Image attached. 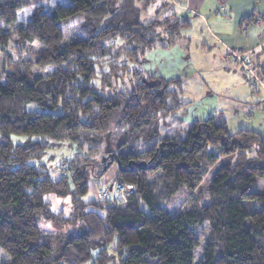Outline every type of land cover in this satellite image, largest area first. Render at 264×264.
Masks as SVG:
<instances>
[{
  "label": "trees",
  "instance_id": "1",
  "mask_svg": "<svg viewBox=\"0 0 264 264\" xmlns=\"http://www.w3.org/2000/svg\"><path fill=\"white\" fill-rule=\"evenodd\" d=\"M44 1L0 0L2 264H192L197 228L208 232L196 264H264V137L230 133L212 113L184 126L180 79L141 65L190 27L176 1L67 0L49 12ZM63 148L72 155L53 179L49 152ZM110 160L112 183L132 191L85 200ZM47 194L69 196L70 216Z\"/></svg>",
  "mask_w": 264,
  "mask_h": 264
},
{
  "label": "rangeland",
  "instance_id": "2",
  "mask_svg": "<svg viewBox=\"0 0 264 264\" xmlns=\"http://www.w3.org/2000/svg\"><path fill=\"white\" fill-rule=\"evenodd\" d=\"M66 2L67 0H45L42 4V9L45 12H49L56 5L66 4ZM152 9L149 10L150 14ZM79 21H81V18L77 16L67 20V24L65 25L66 35L68 27L77 24ZM202 31L204 30L200 28L184 29L181 31L182 37L168 49L155 48L147 52L141 61L143 69L146 70L147 74L158 75L165 79H180L181 92L179 95L181 101L187 103L188 106L176 114L175 117L180 116L184 122V126L190 124L195 119L205 118L208 113L220 112L230 133L240 129H247L264 136V87L256 84L257 79H250L249 73L240 68L238 64H234L229 55L225 58L218 44H212L210 41L203 39V35H198ZM252 62L251 64L256 74H264L260 66L257 67L256 65L258 62L256 55ZM0 75H3L1 56ZM39 85H41V90L47 94L48 85ZM45 99L47 104H49V98L46 97ZM12 140L16 142L21 139L20 137L12 136ZM49 154L54 155V158L48 161V165L51 164V177L56 179L58 177L56 172H59V170L62 172L64 166L60 158L70 157L72 152L71 149L63 148L59 150L55 149L49 152ZM226 161V159L220 160L210 169L205 177L203 189L209 184L215 169ZM111 164L112 162L110 166ZM258 184L259 189L257 191L259 192L263 189L264 180L259 179ZM90 185L92 190L95 189L93 183ZM120 185L111 182L110 186H112V189L107 192L108 196L105 195L107 189H102L100 192L95 193L94 198L91 194H88L85 200L90 198L94 200L107 198L112 202L122 201L126 194H123L120 188H118ZM120 194H123L124 198H121ZM187 197L188 194L182 192L177 199L178 204L176 205L181 206ZM43 199L49 203L53 213L63 211L65 217L70 216L72 204L69 196L56 197L53 194H47ZM246 210L251 212L254 208L248 205L246 206ZM45 226L47 231H49L48 229L52 230L49 225ZM195 231L200 241L199 245L194 249L192 264H196L200 258L202 245L208 232L206 228H197ZM72 233H75L74 230ZM43 237L45 240L49 238L48 235H43ZM6 261H8V258L0 252V264Z\"/></svg>",
  "mask_w": 264,
  "mask_h": 264
},
{
  "label": "crops",
  "instance_id": "3",
  "mask_svg": "<svg viewBox=\"0 0 264 264\" xmlns=\"http://www.w3.org/2000/svg\"><path fill=\"white\" fill-rule=\"evenodd\" d=\"M175 5L177 13L189 18V29H203L198 35L218 44L225 58L231 52L259 48L256 65L264 67V0H176ZM212 114L221 116L220 112ZM116 172L117 165L113 164L102 178L90 180L89 195L94 198L102 189H107V195ZM91 183L95 186L93 190Z\"/></svg>",
  "mask_w": 264,
  "mask_h": 264
},
{
  "label": "built area",
  "instance_id": "4",
  "mask_svg": "<svg viewBox=\"0 0 264 264\" xmlns=\"http://www.w3.org/2000/svg\"><path fill=\"white\" fill-rule=\"evenodd\" d=\"M260 52L259 48H253L250 51L245 52H231L229 53V57L232 60L234 64H238L240 68L244 69L245 72L249 73L250 79H257L256 84H259L260 86L264 87V74H256L255 69L252 67V60ZM120 185V184H119ZM120 190L123 192V194H128L132 191L131 186H118ZM121 195V198H124V196Z\"/></svg>",
  "mask_w": 264,
  "mask_h": 264
},
{
  "label": "water",
  "instance_id": "5",
  "mask_svg": "<svg viewBox=\"0 0 264 264\" xmlns=\"http://www.w3.org/2000/svg\"><path fill=\"white\" fill-rule=\"evenodd\" d=\"M110 157L112 158V155H111ZM104 159H105V158H104ZM104 159H103V161H104ZM111 162H112V160H110V161L105 165L104 170L107 169V168H109ZM141 164H142V165H140V164H134V165H137V166H139V167H142V166H143V163H141Z\"/></svg>",
  "mask_w": 264,
  "mask_h": 264
}]
</instances>
